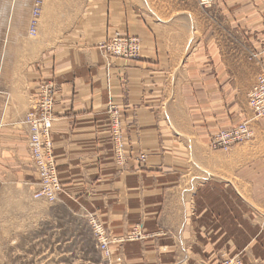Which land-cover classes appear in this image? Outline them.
<instances>
[{
	"label": "crops",
	"instance_id": "obj_1",
	"mask_svg": "<svg viewBox=\"0 0 264 264\" xmlns=\"http://www.w3.org/2000/svg\"><path fill=\"white\" fill-rule=\"evenodd\" d=\"M37 1L0 0V199L37 179L23 121L40 86L54 82L63 199L97 211L116 236L143 225L124 264H218L223 255L264 264V119L253 120L249 104L264 73V9L253 0L209 10L198 0H82L78 12L61 0L73 21L54 31L67 34L30 61L29 28L19 24ZM115 35L139 38L142 50L108 67L100 46ZM110 106L122 118L125 166L114 159ZM247 120L249 141L209 148Z\"/></svg>",
	"mask_w": 264,
	"mask_h": 264
},
{
	"label": "rangeland",
	"instance_id": "obj_2",
	"mask_svg": "<svg viewBox=\"0 0 264 264\" xmlns=\"http://www.w3.org/2000/svg\"><path fill=\"white\" fill-rule=\"evenodd\" d=\"M60 1L38 0L35 2L31 14H29L30 16L28 15V17L20 20L19 25L28 26L29 28L30 61L39 51L58 45L64 35L67 34L65 31H54V28L68 26L73 21L72 17L63 14L64 10L61 13L58 11L56 4ZM198 1L199 6L203 9L209 10L217 5V0H210L206 5L202 3V0ZM65 2L72 4L70 5L71 9L75 3V9L77 8L78 12L82 8V0H65ZM252 2L254 6L264 9V0H253ZM37 4H40V15L36 18L35 9ZM48 4H51V6L47 10ZM59 13L60 16H58ZM100 50L103 57L108 61V67H110L111 61L114 59H137L140 56L142 45L137 37L115 35L107 39L100 46ZM252 58L256 59L258 55H253ZM262 75L264 73L259 77ZM47 84L53 85L57 89L54 82H47L40 86V90ZM34 106L35 103L28 115L32 112ZM108 113L110 114V133L114 159L119 166H125L128 161V150L122 118L114 106H110ZM28 115L23 121L24 125H26L25 120ZM56 117L55 110V121ZM251 121L247 120L246 122L251 123ZM118 138L119 142H117ZM52 139L54 142V127ZM29 142L30 162L34 167L37 179L34 184H26L28 189L25 190L27 192L22 190L19 193L12 194V200L6 201V203L0 199V264H124L123 252L125 245L135 241H143L146 238L143 225L138 224L127 234L116 236L103 223L97 211H86L83 207L69 204L67 200L63 199L65 186L60 178L55 144L54 155L63 191L55 201L35 197L40 189L38 187L39 178L31 158ZM209 148L215 151L211 148L210 143ZM233 148L219 151L230 152ZM146 159L147 155H141L139 160L145 162ZM97 228L104 232L105 240L108 242L106 250H104L105 246H103L104 244L98 236ZM107 250L108 253H106ZM233 260L244 264L241 255L234 257L223 255L220 257L218 264H227V262Z\"/></svg>",
	"mask_w": 264,
	"mask_h": 264
},
{
	"label": "built area",
	"instance_id": "obj_3",
	"mask_svg": "<svg viewBox=\"0 0 264 264\" xmlns=\"http://www.w3.org/2000/svg\"><path fill=\"white\" fill-rule=\"evenodd\" d=\"M210 0H202L204 5ZM36 18L40 15V4L35 9ZM134 46V45H133ZM58 90L53 85H45L41 88L38 97L35 100V106L32 112L25 120V124L30 127V152L32 161L36 167L40 188L35 194L38 199H48L55 201L59 198L63 187L60 183L57 164L54 155V142L52 139L55 106L57 102ZM249 104L253 110V120L264 118V75L259 77L257 85L249 94ZM252 138L250 123L245 122L230 130L223 131L215 135L210 146L213 150H228L236 145L245 143ZM119 142V138L117 139ZM121 156V154H119ZM98 229V236L103 242L104 250L107 249L108 242L105 240L104 232ZM108 253V250L106 251ZM227 264H240V262L229 261Z\"/></svg>",
	"mask_w": 264,
	"mask_h": 264
},
{
	"label": "bare ground",
	"instance_id": "obj_4",
	"mask_svg": "<svg viewBox=\"0 0 264 264\" xmlns=\"http://www.w3.org/2000/svg\"><path fill=\"white\" fill-rule=\"evenodd\" d=\"M38 55V54H37ZM36 58V57H35ZM27 125V124H26ZM28 126V125H27ZM29 127V126H28ZM251 128V127H250ZM29 129H30V127H29ZM252 131V130H251ZM252 134H253V132H252Z\"/></svg>",
	"mask_w": 264,
	"mask_h": 264
}]
</instances>
